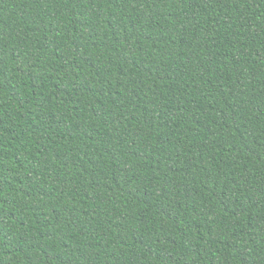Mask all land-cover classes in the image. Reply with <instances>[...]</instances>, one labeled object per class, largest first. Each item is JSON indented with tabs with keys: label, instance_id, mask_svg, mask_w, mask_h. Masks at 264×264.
Listing matches in <instances>:
<instances>
[{
	"label": "trees",
	"instance_id": "1",
	"mask_svg": "<svg viewBox=\"0 0 264 264\" xmlns=\"http://www.w3.org/2000/svg\"><path fill=\"white\" fill-rule=\"evenodd\" d=\"M0 264H264V0H0Z\"/></svg>",
	"mask_w": 264,
	"mask_h": 264
}]
</instances>
